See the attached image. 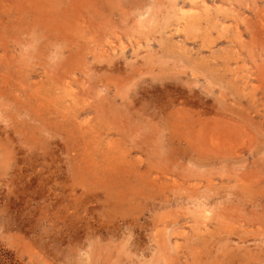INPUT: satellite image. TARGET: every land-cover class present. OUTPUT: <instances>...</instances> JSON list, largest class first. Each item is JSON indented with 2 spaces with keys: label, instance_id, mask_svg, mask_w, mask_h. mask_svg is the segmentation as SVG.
<instances>
[{
  "label": "rangeland",
  "instance_id": "374dc122",
  "mask_svg": "<svg viewBox=\"0 0 264 264\" xmlns=\"http://www.w3.org/2000/svg\"><path fill=\"white\" fill-rule=\"evenodd\" d=\"M0 264H264V0H0Z\"/></svg>",
  "mask_w": 264,
  "mask_h": 264
},
{
  "label": "bare ground",
  "instance_id": "6f19581e",
  "mask_svg": "<svg viewBox=\"0 0 264 264\" xmlns=\"http://www.w3.org/2000/svg\"><path fill=\"white\" fill-rule=\"evenodd\" d=\"M181 83V82H180Z\"/></svg>",
  "mask_w": 264,
  "mask_h": 264
}]
</instances>
